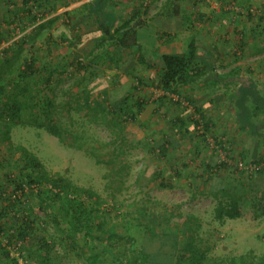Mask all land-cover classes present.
I'll return each mask as SVG.
<instances>
[{"label":"rangeland","instance_id":"1","mask_svg":"<svg viewBox=\"0 0 264 264\" xmlns=\"http://www.w3.org/2000/svg\"><path fill=\"white\" fill-rule=\"evenodd\" d=\"M222 1L226 0H211L212 3L208 5L213 8L214 3L220 5ZM257 1L231 0L229 6L233 7L235 15H238L242 14L241 11L245 12L247 7L256 9ZM225 7H228V4ZM236 9H240V13ZM256 11L257 14L261 12L257 9ZM6 13L3 22H6L7 28L0 30V70L11 69L12 75L18 77L25 60L36 58L37 54L42 59L41 63H37L38 75L27 78L21 84V88L29 89V94L19 89L17 95L13 97L14 84L8 75L7 91L0 94V204L7 203L4 198L9 197L8 192L13 187V185L8 187V175L16 178L30 170L21 158L20 148L24 147L35 156L37 163L44 167L48 175L53 178L62 176L79 188L99 194L110 204L121 206L124 216L127 215V219L131 222L145 207L148 208L149 215H146L142 222L149 219L159 231L168 229V220L177 221L180 218L186 221L187 218H195L191 220L196 234L195 242L202 251L206 252L207 264L246 256L255 260H264V215L262 214L264 189L258 188L261 178L255 175L256 173L250 178V175H247L248 171L243 174L246 170L243 172L233 168L222 170L221 175L227 179L225 183L228 188L230 187L229 191L246 199L248 206L247 213L243 217L221 223L215 214L217 199L208 195L211 174L208 167L217 161V155L215 147L197 138L194 131L187 134V129H191L193 124L194 113L187 111L178 103L170 102L177 115L187 113L185 116L188 118V128L181 131L186 137L181 138L177 143L178 147L175 142L168 145L169 149L163 155L159 152L160 142L169 141L171 138L172 128L169 126L168 119L163 118L154 125V119L149 118L150 110L146 111V106H143L142 120H133L125 113L120 114L115 106L119 88L129 90L136 84L142 88L143 84H138V79H126L123 83V79L117 78L114 72L107 73V70L95 72L92 77H88L89 73L88 75L79 72L75 74V70L79 71V69L72 57H69L73 55V48L63 45L62 41L61 44H57L59 43L57 38H53L52 32H49L47 28L44 31L39 29L25 34V28H21L22 25L18 26L17 30L8 29V11ZM66 28L68 29V25ZM108 48L110 47L102 49ZM102 49H97L94 54L91 53L90 57L96 56V58L99 57L98 61H102L100 58ZM38 51H43L44 54H39ZM221 57L225 56H220V59ZM89 62L91 61L85 62L87 71H91L92 63ZM214 66L221 68V72L228 69V65L223 63L219 65L218 62H214ZM54 68H58L59 72L53 74L49 90L45 94L41 93V83ZM208 79L204 83L199 82L191 86L194 87L193 90L187 91L185 88L186 91L184 89L181 91L186 96L195 95L191 99L195 101L198 99L197 106L207 100L210 93L218 102L223 100L224 103H228L227 96L237 85L228 84L226 80L214 85L212 77L208 76ZM143 81H149L145 83L148 86L142 90L146 91L144 97L149 102L146 105H152L161 97L155 94L158 86L153 79ZM218 85L223 87L217 89ZM228 86H232L233 89ZM110 92L114 93V96H111ZM132 93L134 95H131L130 102L134 105L132 101H137L138 94ZM42 94L44 101L53 102V115L57 117L56 125L61 127L63 140L35 126L44 120L38 115ZM15 104L21 105L22 111L16 115V122H12L14 127L11 130L10 139L5 140L6 127L13 114L8 112V109L13 111L12 106ZM114 111H116L115 115ZM222 112L212 111L216 128L209 139L214 141V138L219 135L226 142L232 140L234 152L231 155L235 157L241 155L235 151H242L244 147L247 156L251 155V158L264 156V130L258 129L257 135L240 131L238 116L234 115L233 119L225 122L220 116L224 113ZM217 113H221L220 118L215 117ZM182 154L188 157L182 158ZM235 157L232 158L233 164H235ZM245 164L246 168L248 164L246 162ZM187 166L194 168L193 174L189 173L191 171L189 169V172L183 171V168ZM141 174L142 179L138 182L137 179ZM39 202V198L35 195L30 197L27 195L24 198V205L20 207V212L27 215L33 208V213L37 215L40 208ZM20 212L17 214L20 215ZM6 218L5 222L9 224L11 219L9 216ZM134 222L129 228L135 233L137 229ZM49 225L48 234L57 235L54 226ZM36 237H47V233L40 230ZM55 250L60 256L69 254L67 264L85 263L84 258L74 250L66 253L59 244L56 245ZM12 252L14 256L18 254L16 250ZM20 261L21 264H26L21 258ZM0 262L10 264L2 253H0Z\"/></svg>","mask_w":264,"mask_h":264},{"label":"trees","instance_id":"2","mask_svg":"<svg viewBox=\"0 0 264 264\" xmlns=\"http://www.w3.org/2000/svg\"><path fill=\"white\" fill-rule=\"evenodd\" d=\"M34 2L39 8H44L42 17L51 15L55 9H58L52 5L51 0H34ZM28 3V1H24L25 7ZM259 20L264 21L263 17H260ZM36 21L37 17L33 18L31 23ZM51 23L42 24L40 29L45 30L51 27ZM102 35L116 42L117 52L127 53L138 49L133 31H127L125 35L118 32L115 36L111 35V31L100 27L98 31L90 33L88 37L96 39ZM49 45L51 44L49 43ZM79 47L73 49L74 62L77 61L75 62L77 68L82 70L86 67L87 59L83 56L80 57L79 53L75 52L79 50ZM106 50L108 56L111 53L113 56L116 54L113 49ZM37 63L38 60L34 57L25 60L18 77L12 75L11 69L0 70V82L2 83H0V94L7 91V75L12 78L11 82L14 84L13 97L17 95L19 89L29 94V89L21 88V84L27 78L30 79L38 75ZM160 63L161 73L157 83L158 88L183 96L195 108L199 120L192 118L193 124L191 129H187V134L194 131L197 138L208 144V138L212 137L211 134L215 130L214 124L199 110L196 101L189 95L183 94L181 90L191 84L204 83L209 80L208 76L214 75L215 66L212 57L206 58L204 55H199L196 43L192 42L184 53L161 56ZM58 70V68H54L49 71V75L41 83V93L45 94L49 90L53 74ZM217 77L216 75L213 78L214 83L223 81ZM130 98L131 94L118 101L115 106L120 114L127 115L128 113L131 119L136 120L137 113L133 112V109H138V113H140L145 104L142 101H137L135 105H131ZM231 103L237 109L240 131L257 135L259 134L258 129L264 130V93L257 90V87L251 86L244 92L234 95ZM15 105L12 106L13 111L8 109V112H13V114L10 113L12 119L7 124L5 140L10 139V133L14 127L12 122H16V115L22 111L21 105ZM53 109V102L44 101L42 94L38 115L42 116L44 120L35 126L45 129L52 136L63 140L62 130L56 125L58 121L57 117L53 115ZM113 114L115 115L116 111ZM181 123L175 122V125ZM201 124L203 125L202 133L198 130V126ZM214 139L217 145L222 146V136L218 135ZM229 143L233 146V141H229ZM168 145H170L168 141H161L159 152L164 155L165 151L169 149ZM20 149L22 161L27 163L30 170L26 174L21 173L16 178L8 175V187L11 185L13 187L8 192L9 197L4 198L7 203L0 204V253L8 260V263L21 264V258L26 264H67L69 254L60 256L55 250L56 245L59 244L65 249L64 252L69 253L74 250L79 256H82L84 264H207L206 252L202 251L195 242L196 234L191 224V220L195 218L190 217L186 221L180 218L177 221L168 220V229L159 231L155 229L156 225L150 223L149 219L142 222V219L149 215V210L145 207L135 219L136 221L132 220L131 222L130 219H127V215L124 216L121 206L110 204L99 194L79 188L62 176L51 177L44 167L37 163V159L29 150L24 147ZM247 155L244 151L239 157L243 162L254 164L257 167L264 164V156L254 159L251 158V155ZM226 166L225 163L218 164L215 161L208 167L211 173L208 195L217 199L215 214L221 223L225 220H236L243 217L247 213L248 206L246 199L229 191L230 187L228 188L225 183L227 179L221 175ZM245 173L247 171L243 172V174ZM255 175L261 178L258 188L264 189V168L256 169ZM141 179L142 174L137 181L140 182ZM27 195L29 197L35 195L39 198L40 208L37 215L33 213V208L27 215L20 212V207L24 205V198ZM18 212L20 215L17 214ZM262 214L264 215V208ZM43 215L44 217H42ZM8 216L11 219L9 224L5 222ZM133 222L137 229L135 233L129 228L133 226ZM49 224L54 226L57 235L48 234ZM40 230L45 231L47 237L37 238ZM12 250L18 251V254L14 256ZM0 264L2 263L0 262ZM213 264H264V260H255L246 256L219 262L214 261Z\"/></svg>","mask_w":264,"mask_h":264},{"label":"crops","instance_id":"3","mask_svg":"<svg viewBox=\"0 0 264 264\" xmlns=\"http://www.w3.org/2000/svg\"><path fill=\"white\" fill-rule=\"evenodd\" d=\"M24 1L0 0V30L7 28L6 22H3L7 11L8 29L17 30L18 26L22 25L21 28H25L24 34L29 31L35 32L44 24L52 22L51 27L47 30L52 32L53 38H57L59 42L57 44L63 42V45L66 44L74 50L80 46L79 50L75 52L79 53L80 57H89L86 61L90 60L89 63H92L91 71H87L85 67L79 71L75 70V74L79 72L88 75L89 73L88 77H92L95 72L107 70V73L114 72L117 78L123 79V83L126 79H138L137 83H142V88L137 84L129 90L119 88L117 100L121 101L129 94L132 95V92H137V101L144 102V107L149 105L145 109L146 111L150 110L149 118L150 120L154 119V125H157L159 123L157 121H161L163 118H167L170 122L169 126L172 129H169L171 137L168 141L169 144L175 142L177 145L181 138L185 139L186 135L181 131L188 128V118L185 116L187 113L183 112L177 115L170 102L177 103L168 97H160L154 104L146 105L149 102L144 97L146 91L142 90L148 86L145 83H149V81L144 82L143 80L153 79L156 84L158 83L161 73V56L184 53L189 44L195 42L199 55H204L206 58L212 57L213 63L228 65V69L223 72H221V68L215 67L214 75H210L212 79L217 75L218 79H226L228 84L235 83L237 85L234 86V89L232 86H228L233 89L232 93L227 96L228 103H224L221 98L219 100L222 101L218 102L210 93L208 94L209 98L197 106L207 116V119L212 120L214 128H216V123L212 111H223V114L217 113L215 117L220 118L221 114L220 116L225 122L233 119L234 115L237 117V109L231 103L234 95L244 92L251 86L257 87V90L264 93V21L259 20L260 17L264 19V0L257 1L256 9L261 11L260 13L258 12L256 15L245 13L246 16L244 13L235 15L234 8L229 6L231 0L222 1L217 10L205 3L204 0H152L149 3H146L145 0H51L52 5L58 9L45 17H42L44 8H39L34 0H26L29 2L26 7ZM226 4L228 7H225ZM256 9L254 10L256 11ZM35 17H37V21L31 23ZM100 27L111 31V35L115 36L118 32L125 35L127 31H133L138 49L120 53L116 51L117 44L113 39L111 41L104 35L96 39H89V34L98 31ZM50 46L53 47L52 44ZM104 47H110L116 54L113 56L111 53L108 56V51L102 49ZM203 47L207 49L203 50ZM99 48L103 50L100 57L102 61H98L99 57H90L91 53L94 54ZM38 53L44 54L43 51H38ZM72 54L69 57L74 60L75 53ZM222 55L225 57L220 59ZM35 57L41 63L42 57L38 54ZM219 82L221 81L214 85ZM191 86L193 85L186 87L187 91L194 89ZM221 86L218 85L216 88L219 89ZM147 89L149 88L147 87ZM113 94L110 92L111 96H114ZM190 96L192 98L195 95ZM137 101L132 102L135 105ZM133 110L137 113L136 119L142 120V110L141 114L138 113V109ZM127 115L129 114L127 113ZM175 122L182 123L175 125ZM244 149L241 150L244 151ZM242 151L236 150L235 152L240 154ZM182 155V158L188 157V155ZM176 158L179 159V157ZM169 159L173 160V158ZM171 161L169 160V162ZM172 168L175 169V167ZM188 169L191 171L189 172ZM192 170L194 168L191 166L183 168V171L190 174H193Z\"/></svg>","mask_w":264,"mask_h":264},{"label":"built area","instance_id":"4","mask_svg":"<svg viewBox=\"0 0 264 264\" xmlns=\"http://www.w3.org/2000/svg\"><path fill=\"white\" fill-rule=\"evenodd\" d=\"M146 3H149L151 2L152 0H145ZM206 3H212L211 0H204ZM216 3H214L213 5V9H216L218 8V5H215ZM232 6V5H231ZM237 10V9H236ZM241 10L238 9L237 12H240ZM241 13H247V14H252V15H256L257 12L253 9V8H247L244 11H241ZM11 44V43H10ZM8 44V45H10ZM157 95L161 96V97H168L170 99H172L174 102H177L180 106H182L183 108H185L186 110L190 111L191 113H194L193 114V118L195 120H199V115L198 113H196V110L193 106H191L189 104V102L181 95L177 94V93H172V92H168V91H164V90H161V89H158L156 90V93ZM198 130H200V133H202L203 131V125H199L198 126ZM210 138V137H209ZM208 138V144H210L212 147H215V153L217 155V163L218 164H223L225 163L227 166H226V169L228 170L229 168H233L234 170L236 169L237 171L239 172H243L244 170L248 171V174L249 175H253L254 173H256V169H260V168H264V164H262L260 167H257L256 165L254 164H248V166L245 168L244 166L246 165L245 162H243L241 160L240 157H235V156H232L231 154H233V146L229 143V142H226L223 138V144L222 146H219L216 144L215 140L214 141H211V139ZM235 157L234 161H235V164H233V160L232 158Z\"/></svg>","mask_w":264,"mask_h":264}]
</instances>
